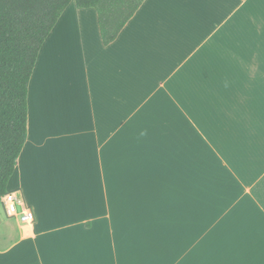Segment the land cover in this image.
I'll use <instances>...</instances> for the list:
<instances>
[{"label": "crops", "instance_id": "1", "mask_svg": "<svg viewBox=\"0 0 264 264\" xmlns=\"http://www.w3.org/2000/svg\"><path fill=\"white\" fill-rule=\"evenodd\" d=\"M73 3L9 184L35 220L0 205V264H264V0H146L108 46Z\"/></svg>", "mask_w": 264, "mask_h": 264}, {"label": "trees", "instance_id": "2", "mask_svg": "<svg viewBox=\"0 0 264 264\" xmlns=\"http://www.w3.org/2000/svg\"><path fill=\"white\" fill-rule=\"evenodd\" d=\"M145 1L0 0V205L26 142L29 85L39 53L66 9L73 2L95 9L108 46Z\"/></svg>", "mask_w": 264, "mask_h": 264}, {"label": "built area", "instance_id": "3", "mask_svg": "<svg viewBox=\"0 0 264 264\" xmlns=\"http://www.w3.org/2000/svg\"><path fill=\"white\" fill-rule=\"evenodd\" d=\"M2 205L6 215L10 218H17L26 224L34 223L35 216L33 211L27 207L20 194L9 193L2 199Z\"/></svg>", "mask_w": 264, "mask_h": 264}, {"label": "rangeland", "instance_id": "4", "mask_svg": "<svg viewBox=\"0 0 264 264\" xmlns=\"http://www.w3.org/2000/svg\"><path fill=\"white\" fill-rule=\"evenodd\" d=\"M72 6H74L75 8H77L75 2L73 3ZM2 204H3V203H1V205H2ZM0 211L3 212L2 209H1V207H0Z\"/></svg>", "mask_w": 264, "mask_h": 264}]
</instances>
